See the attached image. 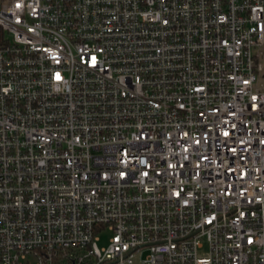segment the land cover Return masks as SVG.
I'll list each match as a JSON object with an SVG mask.
<instances>
[{
	"label": "built area",
	"instance_id": "built-area-1",
	"mask_svg": "<svg viewBox=\"0 0 264 264\" xmlns=\"http://www.w3.org/2000/svg\"><path fill=\"white\" fill-rule=\"evenodd\" d=\"M0 26V264H264V0H0Z\"/></svg>",
	"mask_w": 264,
	"mask_h": 264
},
{
	"label": "rangeland",
	"instance_id": "rangeland-1",
	"mask_svg": "<svg viewBox=\"0 0 264 264\" xmlns=\"http://www.w3.org/2000/svg\"><path fill=\"white\" fill-rule=\"evenodd\" d=\"M98 236H99V238L96 241V243H98V245L100 247H102V246H104L107 243L106 241H107V238L109 236V231L104 230V232H99Z\"/></svg>",
	"mask_w": 264,
	"mask_h": 264
},
{
	"label": "trees",
	"instance_id": "trees-1",
	"mask_svg": "<svg viewBox=\"0 0 264 264\" xmlns=\"http://www.w3.org/2000/svg\"><path fill=\"white\" fill-rule=\"evenodd\" d=\"M3 30H2V28H1V26H0V43L2 42V40H3Z\"/></svg>",
	"mask_w": 264,
	"mask_h": 264
},
{
	"label": "snow or ice",
	"instance_id": "snow-or-ice-1",
	"mask_svg": "<svg viewBox=\"0 0 264 264\" xmlns=\"http://www.w3.org/2000/svg\"><path fill=\"white\" fill-rule=\"evenodd\" d=\"M57 79H59V75H57Z\"/></svg>",
	"mask_w": 264,
	"mask_h": 264
}]
</instances>
